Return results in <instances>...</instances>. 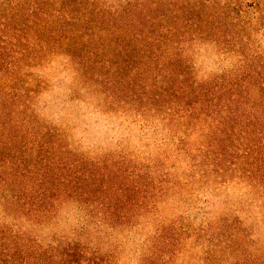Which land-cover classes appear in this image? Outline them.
I'll return each mask as SVG.
<instances>
[{
  "label": "rangeland",
  "instance_id": "rangeland-1",
  "mask_svg": "<svg viewBox=\"0 0 264 264\" xmlns=\"http://www.w3.org/2000/svg\"><path fill=\"white\" fill-rule=\"evenodd\" d=\"M73 1L71 23L60 0H0V233L44 264L68 245L98 264H264V0ZM129 13L179 14L190 100L115 46ZM246 77L239 124L221 101ZM26 182L52 211L17 229L3 189Z\"/></svg>",
  "mask_w": 264,
  "mask_h": 264
},
{
  "label": "trees",
  "instance_id": "trees-1",
  "mask_svg": "<svg viewBox=\"0 0 264 264\" xmlns=\"http://www.w3.org/2000/svg\"><path fill=\"white\" fill-rule=\"evenodd\" d=\"M61 1V9L63 10V14L61 15L62 18L67 22H78V20L82 17H84V13L82 12V8L74 7L77 5V3L73 0H60ZM60 9V11H61ZM195 17L193 19H188L187 22H194L199 23L204 21V17L200 15L198 12L194 13ZM136 15V14H135ZM134 15V13H129V16L132 17L129 20L131 22H134L137 20L136 23H133L132 25H128L127 22L125 25H120L116 21L112 23L111 25V31H109V34L112 33L116 28L120 27V29L115 33L117 34V40L114 41V44H116V47H120V51L122 53H125L129 49L132 51L134 49H138L144 58L149 61H154L156 63L157 67L159 64L158 72L162 76L164 75V85L166 86L163 88L164 91L171 90V93H177L179 95H182V99H175L174 102L181 103L183 100H190L191 96H193L194 92L192 91L191 83L188 82L186 77L184 76V73H186V69L181 67L180 64V55L178 53H174V48H176V45L178 42L174 43L172 40V36L176 34L177 27L176 24L181 21L179 14L177 13L174 15V18L172 19L171 23L166 21L165 17L163 16H152V17H144V20L137 18ZM166 21V22H165ZM157 22H162L160 24V27H154ZM73 25V24H71ZM164 57L165 58H171L173 60V64L171 63H164ZM156 60V61H155ZM89 67H92L93 65H88ZM263 86H264V81ZM242 83V84H241ZM243 88L245 91V94L243 91L238 89H232L229 90L228 93L230 94V98L227 99L225 97L222 103L226 102L229 104L230 108L228 112L232 113V119H236V123H244L246 119H249V117L246 115H239V103L246 102L245 99H248V97H251L249 95L245 88L251 87V85H257L258 83L253 82L249 77L240 79L236 85ZM202 89V88H201ZM264 88H262V91ZM199 91L197 94H200ZM162 93L159 94L161 96ZM264 97V93L262 95ZM206 104H208V99L204 100ZM188 107H191V103L186 102ZM224 105V104H223ZM184 110V108L182 109ZM189 110V109H187ZM186 110V111H187ZM244 118L243 120H240ZM186 118V117H184ZM189 119V118H186ZM13 176H16L14 174ZM58 188L56 187L55 190ZM52 190V189H50ZM47 189H43V187H34V186H28L27 182L19 185H7L6 189H3L4 192V199H3V209L6 211L7 217L10 218L13 221V225L15 228L19 229L18 225L23 226L25 223L28 224H35V223H41L44 220V217L47 213H50L52 211L51 204L49 205V209L45 207L44 204H36L33 203L34 197L37 195H41L42 197L45 196V193L47 192ZM113 220V219H110ZM14 231L11 232H1L0 241L3 239H7L5 243L0 247L1 250H3L6 253V256L4 257L5 262L3 264H28L30 263V255L33 257V260L35 259L38 264H44L42 263V259L40 257H37L36 255H33L34 253H29V249L31 245H25L26 247H21L16 242V240L8 239L10 235L13 234ZM70 245H68L67 249L64 250V252L60 253L59 263L62 264H81L82 262H86L88 264H98L97 259L88 256V253L86 251H80V256L74 260L73 256L75 255V251L73 249H69ZM71 258V259H70ZM45 264H50L47 262V260H44ZM47 262V263H46Z\"/></svg>",
  "mask_w": 264,
  "mask_h": 264
}]
</instances>
